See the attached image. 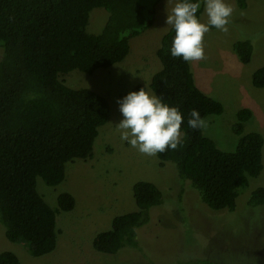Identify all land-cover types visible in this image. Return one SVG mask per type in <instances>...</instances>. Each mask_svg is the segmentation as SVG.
<instances>
[{"label":"trees","instance_id":"16d2710c","mask_svg":"<svg viewBox=\"0 0 264 264\" xmlns=\"http://www.w3.org/2000/svg\"><path fill=\"white\" fill-rule=\"evenodd\" d=\"M246 8L248 0H236ZM157 4V3H156ZM156 4L141 0H0V218L6 237L22 242L35 257L57 246V212L71 211L76 198L70 192L58 196L53 208L38 191L40 176L49 186L62 183L69 162L93 158L99 128L109 122V100L90 88H72L61 75L79 69L94 73L123 62L131 52V39L151 28ZM104 7L109 17L98 34L86 27L91 12ZM203 8H201V13ZM214 29V28H213ZM172 27L162 36L156 51L161 67L151 78L156 95L179 106L184 113L181 144L158 153L159 165L172 163L182 180H189L202 201L214 210L234 211L249 177L264 168V136L244 134L250 109L237 113L234 132L237 147L221 150L201 129L187 127L188 114L198 109L206 118L222 114L223 104L196 84L191 63L171 57ZM234 49L248 64L254 46L237 40ZM252 84L264 88V65L252 74ZM176 170V171H177ZM137 210L119 214L111 228L97 233L93 248L115 255L138 245V229L150 220V209L163 203V192L153 182L134 184ZM249 206L264 205V186L250 195ZM207 264H213L205 261ZM0 264H21L13 251L0 252Z\"/></svg>","mask_w":264,"mask_h":264},{"label":"rangeland","instance_id":"374dc122","mask_svg":"<svg viewBox=\"0 0 264 264\" xmlns=\"http://www.w3.org/2000/svg\"><path fill=\"white\" fill-rule=\"evenodd\" d=\"M156 4L154 25L131 39V53L121 63L94 73L75 69L61 75L72 88H90L104 95L112 117L99 128L93 158L75 159L67 164L65 180L55 186L37 178L38 191L58 209V196L70 192L76 198L71 211L57 212V246L41 257L33 256L25 243L12 242L0 218V252H15L21 264H264V205L249 206L251 193L264 186V168L249 177L234 211L214 210L205 204L189 180H182L172 163L161 168L157 155L148 156L120 139L117 124L123 118L117 101L129 92L150 86L161 67L156 51L167 25L168 11L175 0H141ZM234 8L228 30L211 29L204 39L205 57L191 62L197 86L224 106L222 114L205 119V136L224 151L237 147L240 136L234 132L237 113L250 109L244 134L256 131L264 136V88L252 84V74L264 65V0H248L246 8L229 0ZM109 12L104 7L92 10L87 32L102 31ZM207 22V16L201 14ZM237 40H249L254 51L248 64L234 49ZM0 48V58L3 55ZM264 164V148H263ZM177 170V171H176ZM146 180L163 192V203L150 209V220L138 229V245L127 246L115 255L93 248V239L111 228L115 216L137 210L133 195L136 182Z\"/></svg>","mask_w":264,"mask_h":264},{"label":"clouds","instance_id":"9594fccd","mask_svg":"<svg viewBox=\"0 0 264 264\" xmlns=\"http://www.w3.org/2000/svg\"><path fill=\"white\" fill-rule=\"evenodd\" d=\"M201 8L207 22L201 20ZM233 12L229 0H175L166 20L174 32L168 49L171 57L189 63L204 59L205 35L212 28L226 32ZM117 103L123 117L117 124L122 141L148 156L180 146L185 116L179 106L153 94L147 87L129 92ZM206 125L200 111L192 109L187 127L201 129Z\"/></svg>","mask_w":264,"mask_h":264},{"label":"crops","instance_id":"0c3cea01","mask_svg":"<svg viewBox=\"0 0 264 264\" xmlns=\"http://www.w3.org/2000/svg\"><path fill=\"white\" fill-rule=\"evenodd\" d=\"M131 53V52H130Z\"/></svg>","mask_w":264,"mask_h":264}]
</instances>
